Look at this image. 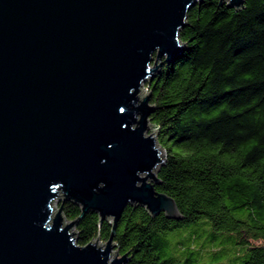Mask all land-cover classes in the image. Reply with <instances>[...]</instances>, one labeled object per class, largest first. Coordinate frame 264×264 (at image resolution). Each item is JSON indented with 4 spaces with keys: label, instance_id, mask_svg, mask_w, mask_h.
<instances>
[{
    "label": "water",
    "instance_id": "water-1",
    "mask_svg": "<svg viewBox=\"0 0 264 264\" xmlns=\"http://www.w3.org/2000/svg\"><path fill=\"white\" fill-rule=\"evenodd\" d=\"M203 1L0 0V264H128L111 253L129 203L183 217L157 190L165 149L141 92ZM56 199L113 218L105 247L79 244Z\"/></svg>",
    "mask_w": 264,
    "mask_h": 264
},
{
    "label": "trees",
    "instance_id": "trees-1",
    "mask_svg": "<svg viewBox=\"0 0 264 264\" xmlns=\"http://www.w3.org/2000/svg\"><path fill=\"white\" fill-rule=\"evenodd\" d=\"M184 50L152 81L150 120L165 161L157 190L182 214L129 203L114 241L128 264H264V0L191 7ZM79 244L108 241L113 222L61 200Z\"/></svg>",
    "mask_w": 264,
    "mask_h": 264
},
{
    "label": "rangeland",
    "instance_id": "rangeland-1",
    "mask_svg": "<svg viewBox=\"0 0 264 264\" xmlns=\"http://www.w3.org/2000/svg\"><path fill=\"white\" fill-rule=\"evenodd\" d=\"M147 82V81H146ZM146 82L143 84V86H142V94L143 95H145V93H149L150 92V90H149V88L147 87V85H146ZM151 124H150V127H149V129H148V131H147V133L148 134H155L156 135V133H157V128H156V126H154L153 124H152V122H150ZM53 206H54V212L56 213L58 210H59V201L56 199L54 202H53ZM64 215V214H63ZM114 219L113 218H110V221L111 222H114L113 221ZM67 222H70V220H68L66 217H64V223L66 224ZM76 230L77 232H78V229H77V226L76 225H73L72 227H71V231H73V230ZM97 243H98V245L100 244L101 246H103V247H105V245H106V242L105 241H102L101 239H98L97 240ZM103 244V245H102ZM112 256L114 257V256H118L119 254H117V247H114L113 249H112Z\"/></svg>",
    "mask_w": 264,
    "mask_h": 264
}]
</instances>
